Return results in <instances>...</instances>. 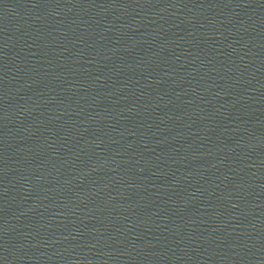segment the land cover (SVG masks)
<instances>
[{
    "label": "water",
    "instance_id": "1",
    "mask_svg": "<svg viewBox=\"0 0 264 264\" xmlns=\"http://www.w3.org/2000/svg\"><path fill=\"white\" fill-rule=\"evenodd\" d=\"M0 264H264V0H0Z\"/></svg>",
    "mask_w": 264,
    "mask_h": 264
}]
</instances>
